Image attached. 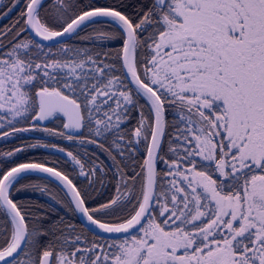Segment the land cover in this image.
I'll use <instances>...</instances> for the list:
<instances>
[{
  "label": "snow or ice",
  "instance_id": "obj_1",
  "mask_svg": "<svg viewBox=\"0 0 264 264\" xmlns=\"http://www.w3.org/2000/svg\"><path fill=\"white\" fill-rule=\"evenodd\" d=\"M29 132L83 155L0 151V264H264V0H23L0 27V140ZM34 149L65 166L14 159Z\"/></svg>",
  "mask_w": 264,
  "mask_h": 264
},
{
  "label": "trees",
  "instance_id": "obj_2",
  "mask_svg": "<svg viewBox=\"0 0 264 264\" xmlns=\"http://www.w3.org/2000/svg\"><path fill=\"white\" fill-rule=\"evenodd\" d=\"M101 2H103V0H101ZM22 7H23V0L21 2L20 7L17 8L16 10H14L9 15V17H7L4 20H0V27H2L4 25H8L12 21H14L18 15L19 11H20V8H22ZM72 43L74 45H78L81 47H88L89 46L86 44V42H81V41H72ZM62 121H63V117H61L58 120H55L54 122L48 123V126L59 129L61 127ZM6 127H7V125H6ZM36 141H40L42 143H54V144H57L58 146L66 147V148L72 150L74 152V154L83 155L82 149H79L77 146H74V145H72L66 141H61L58 138L54 139L51 137H47V136H45L41 133H37V132H29V133L21 134L18 137H13L11 139L0 140V151H6L8 149L20 146L23 143H35ZM86 147H88L89 152H93L96 155H98L100 161H102L105 165H108L109 168L113 167L110 159L107 157L106 154L101 153L99 151V149H95L91 146H86ZM14 159H18L20 161L44 160V161H48L50 163L54 162L55 166L57 168H61V167L65 166L64 162L67 158L63 154L56 152L54 149H34V150H29V152H27V153L19 154ZM162 167H163L162 165H158V170H160ZM45 180H46V178L31 175V176H28V178L25 182L39 184V183L45 182ZM105 191H106V193L110 194L111 188H109ZM13 195L14 196L18 195L19 202H22V203L39 202L40 204L45 205L48 208H51L53 213L58 214L59 216L67 217L68 219H72V217L67 212V210L65 208H63L61 205L56 204L50 198V196L41 195L38 192H32V191H28V192H24V193H20V194L13 193ZM50 195L51 196L57 195L55 188H53ZM60 195L62 196L63 194L60 193ZM74 222L81 224L79 221V218H77Z\"/></svg>",
  "mask_w": 264,
  "mask_h": 264
},
{
  "label": "water",
  "instance_id": "obj_3",
  "mask_svg": "<svg viewBox=\"0 0 264 264\" xmlns=\"http://www.w3.org/2000/svg\"><path fill=\"white\" fill-rule=\"evenodd\" d=\"M158 167V166H157ZM38 176V177H43V178H46L47 179V174H44V173H32V174H29L28 176ZM53 183H56L55 181H53ZM80 221V220H79ZM80 223H83L82 221H80Z\"/></svg>",
  "mask_w": 264,
  "mask_h": 264
}]
</instances>
